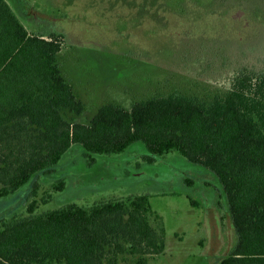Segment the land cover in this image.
Wrapping results in <instances>:
<instances>
[{
  "label": "trees",
  "instance_id": "1",
  "mask_svg": "<svg viewBox=\"0 0 264 264\" xmlns=\"http://www.w3.org/2000/svg\"><path fill=\"white\" fill-rule=\"evenodd\" d=\"M55 34L31 32L0 0V198L32 183L28 216L0 219V264H150L166 249L160 215L148 194L76 202L36 213L39 174H49L72 146L84 155L118 154L142 142L155 162L172 150L213 170L238 234L219 264H264V74L243 69L210 99L155 95L131 108L101 105L89 123L71 120L86 103L59 60ZM59 179L56 190L65 188ZM151 216L159 220L155 226Z\"/></svg>",
  "mask_w": 264,
  "mask_h": 264
},
{
  "label": "rangeland",
  "instance_id": "2",
  "mask_svg": "<svg viewBox=\"0 0 264 264\" xmlns=\"http://www.w3.org/2000/svg\"><path fill=\"white\" fill-rule=\"evenodd\" d=\"M31 31L61 40L59 60L86 103L71 120L89 123L99 107L175 93L210 99L238 71L264 74V0H9ZM137 142L118 154L84 155L74 145L39 174L36 213L76 202L148 194L166 249L150 264H219L238 234L217 174L172 150L155 162ZM65 179L63 190L54 185ZM32 183L0 198V219L28 216ZM157 226L159 220L151 216ZM136 254L119 256L133 264Z\"/></svg>",
  "mask_w": 264,
  "mask_h": 264
},
{
  "label": "crops",
  "instance_id": "3",
  "mask_svg": "<svg viewBox=\"0 0 264 264\" xmlns=\"http://www.w3.org/2000/svg\"><path fill=\"white\" fill-rule=\"evenodd\" d=\"M8 2L10 3V1L8 0ZM11 4V3H10ZM12 6V5H11ZM14 9V8H13ZM18 14V13H17ZM18 16L21 18V16L18 14Z\"/></svg>",
  "mask_w": 264,
  "mask_h": 264
}]
</instances>
